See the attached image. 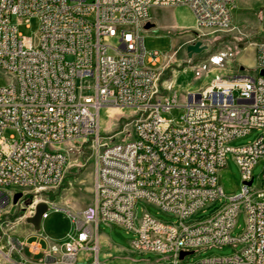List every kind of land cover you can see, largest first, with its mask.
I'll list each match as a JSON object with an SVG mask.
<instances>
[{
	"label": "built area",
	"instance_id": "built-area-1",
	"mask_svg": "<svg viewBox=\"0 0 264 264\" xmlns=\"http://www.w3.org/2000/svg\"><path fill=\"white\" fill-rule=\"evenodd\" d=\"M235 1L0 0V75L7 80L0 87V256L15 264H116L100 259L97 227L104 222L134 233L135 253L154 256L128 264H264V167L259 187L253 176L264 161V41L255 48L256 77L239 68L215 73L199 90L169 88L167 94L158 83L161 57L154 52L147 58L144 45L153 9L185 6L197 26L224 30ZM31 19L38 20V32L20 34V25ZM105 107L137 110L141 118L127 140L101 142ZM172 108L182 112L178 123L160 116ZM7 130L13 135L6 137ZM253 132L259 133L253 142L231 146ZM90 141L93 202L73 212L40 198L24 217L44 202L42 221L52 210L64 211L72 231L54 242L40 231L22 239L5 230L8 209L28 194L60 188L70 152ZM123 146H133V154L123 155ZM228 154L243 183L229 199L218 178ZM127 176H134V186H124ZM17 193L22 197L14 203ZM139 202L172 213L176 221L163 223L148 213L137 219ZM242 209L245 229L235 238ZM228 246L239 250L189 260L204 249ZM182 252L188 253L183 259Z\"/></svg>",
	"mask_w": 264,
	"mask_h": 264
},
{
	"label": "rangeland",
	"instance_id": "rangeland-1",
	"mask_svg": "<svg viewBox=\"0 0 264 264\" xmlns=\"http://www.w3.org/2000/svg\"><path fill=\"white\" fill-rule=\"evenodd\" d=\"M147 24L153 26L144 33V45L148 53L147 58L154 52L161 57L158 65V83L163 94H167L169 88L179 92L188 89L199 90L210 83L215 73L230 74L242 68L245 74L252 77L258 74L254 54L256 45L264 41V0H236L232 9L231 25L224 30L197 26L191 11L185 6L153 9ZM38 27V20L31 19L20 25L19 33L32 36L38 32ZM199 42L202 51L189 56L187 48ZM6 81V78L0 75V87L5 86ZM181 114L179 108L160 112L162 118L174 123H178ZM140 118L137 110L130 107L103 108L100 112V135L104 140L101 142L117 143L127 140L135 122ZM13 133L7 130L4 135L9 137ZM258 135V132H253L235 139L231 146L235 148L246 146ZM90 144L91 141L83 145L80 151L70 152L68 169L60 188L47 189L40 194H28L20 205L9 208L5 217L8 227L6 224L4 229H9V233L22 239L27 236L33 228L27 224L24 217L28 215L34 202L40 198L52 202L58 208L73 212H79L90 205L94 199L96 181V159L92 156ZM68 148L61 147V151L66 152ZM263 167L264 161L261 160L253 169L257 187L260 186L259 177ZM218 178L227 199L242 192L241 174L231 154H228L226 167L219 173ZM135 210L137 219L148 213L163 223L176 221L172 213L164 212L152 204L139 202ZM212 211L213 208H210L206 214L200 216H208ZM68 216L64 211L52 210L49 218L42 221L40 233L54 242L63 240L72 231ZM244 229L245 217L242 209L232 236L239 237ZM97 233L100 259L103 262L128 264L154 258L135 253L131 247L135 234L129 233L119 225L101 222L97 227ZM238 250L239 247L232 246L212 247L193 255L189 260L200 262L210 258L230 257ZM0 264L11 263L0 256Z\"/></svg>",
	"mask_w": 264,
	"mask_h": 264
},
{
	"label": "water",
	"instance_id": "water-1",
	"mask_svg": "<svg viewBox=\"0 0 264 264\" xmlns=\"http://www.w3.org/2000/svg\"><path fill=\"white\" fill-rule=\"evenodd\" d=\"M153 25L147 24L146 29L151 28ZM201 43H197L195 45H191L187 48V51L189 53V56H192L194 53H200L202 51ZM262 75H264V72H262ZM22 197L21 193H17L14 197V203H17L19 199ZM48 210V205L44 202L39 203L35 207V214L32 217H29L26 219L27 224L31 225L34 229V231L39 232L41 230V224H42V217L43 214ZM188 253L182 252L180 258L183 259Z\"/></svg>",
	"mask_w": 264,
	"mask_h": 264
},
{
	"label": "bare ground",
	"instance_id": "bare-ground-1",
	"mask_svg": "<svg viewBox=\"0 0 264 264\" xmlns=\"http://www.w3.org/2000/svg\"><path fill=\"white\" fill-rule=\"evenodd\" d=\"M130 154H133V146H123V155H130ZM124 186H134V176L125 177Z\"/></svg>",
	"mask_w": 264,
	"mask_h": 264
},
{
	"label": "crops",
	"instance_id": "crops-1",
	"mask_svg": "<svg viewBox=\"0 0 264 264\" xmlns=\"http://www.w3.org/2000/svg\"><path fill=\"white\" fill-rule=\"evenodd\" d=\"M254 56H255V54H254ZM242 61L244 62V59L242 58ZM254 62H255V59H254ZM33 228V227H32ZM30 237H36V232L34 231V229L33 230H31L30 232H29V234H28ZM6 261H8L9 263H11V264H15V263H13V262H11V261H9V260H6Z\"/></svg>",
	"mask_w": 264,
	"mask_h": 264
}]
</instances>
